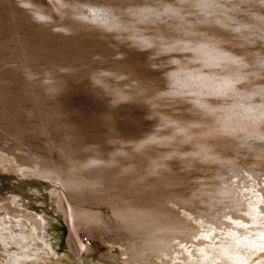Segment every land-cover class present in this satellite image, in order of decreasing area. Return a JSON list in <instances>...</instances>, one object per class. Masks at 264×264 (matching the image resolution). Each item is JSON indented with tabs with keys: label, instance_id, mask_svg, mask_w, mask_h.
<instances>
[{
	"label": "rangeland",
	"instance_id": "rangeland-1",
	"mask_svg": "<svg viewBox=\"0 0 264 264\" xmlns=\"http://www.w3.org/2000/svg\"><path fill=\"white\" fill-rule=\"evenodd\" d=\"M209 1L210 5H203ZM37 10L43 15H37ZM77 12L110 14L120 26L105 28L81 20ZM141 34L155 43L137 44L131 35ZM207 37L219 39V46L243 64L225 63L215 68L224 72L239 67L244 74L234 95L209 98L223 107L234 100L264 104V0H0V178L11 177L0 182V216L15 207L5 188L21 171L45 166L75 168L78 160L96 157L100 164L82 167L84 170L73 168L81 181L95 182L73 190L70 196L76 201L97 207L116 203L121 197L153 207L157 193L163 192L165 199L174 194L181 201L166 205L189 220L195 231L215 229L219 224L223 227L216 232L222 233V222H230L223 214H233L229 200L236 198L213 191L229 184L246 185L254 192L264 188V137L243 132L210 138L212 149L223 158L203 161L190 155L194 141H183L176 134L179 124L187 123L192 130V123L211 120L194 106V93L186 89L188 93H175L178 84L173 80L180 65H188L185 68L192 72L201 64L184 42L189 40L190 45ZM159 43H175L176 48L165 50ZM244 90L251 91V97L238 95ZM262 118L259 122H264ZM263 122L259 128L264 131ZM153 137L158 139L150 140ZM140 141L142 147L136 145ZM244 187H234L238 192L232 197L247 198L244 194L249 191ZM256 196V211L262 218L264 196L260 192ZM183 199L189 203L184 205ZM24 209L36 213L42 207ZM239 211L235 213L246 215ZM92 224L72 232L63 215L52 219L43 239L48 240L46 234H50L58 254L50 255L49 260L43 253L46 260L34 264H131L128 255L141 248V240L105 221ZM263 224L264 220L243 228L258 227L260 231L235 234L242 243L232 254L218 245L214 251L217 259H196L176 252L179 257L169 259V264H264ZM198 238L190 240L196 243ZM223 239L215 237L213 243ZM80 243L90 250L86 252ZM173 243L175 250L184 246L178 245V240ZM28 250L2 246L0 264H6L4 255ZM145 258L147 264L168 260L155 257L152 251ZM24 259L16 264L33 262Z\"/></svg>",
	"mask_w": 264,
	"mask_h": 264
},
{
	"label": "bare ground",
	"instance_id": "bare-ground-1",
	"mask_svg": "<svg viewBox=\"0 0 264 264\" xmlns=\"http://www.w3.org/2000/svg\"><path fill=\"white\" fill-rule=\"evenodd\" d=\"M211 3L210 1L207 3L205 2L203 3V5L208 6ZM84 12H77L79 14L77 15L76 13L77 17L79 16L81 20L90 23L101 24V26L103 25L105 28L107 27L114 29L116 27L117 29V27L120 26V22L114 19L113 16H110V14H100L98 12L91 15L90 13L88 14ZM36 14L39 16L43 15L42 12H39L38 10ZM131 36L137 44H140L142 46H148L155 43L153 39H150L149 37H142V34L141 36ZM209 38L203 40L200 39L199 41H195L196 43H190V45L188 44L191 41L188 40L189 42L187 41L186 44L184 42V45H186L188 49H191L193 51V59L201 60V64L200 67H196V69L192 70L191 72V70L188 69L189 67L187 69L185 68V66L188 65L181 63L182 65H180V67L176 71L173 80L178 84V86L174 88L175 93L178 92L182 94L183 90L185 89L188 90L189 93H194V97L192 96L194 101L191 99L192 102H194V106H198L197 108H200V111L202 109V112H205V114H209L211 116V120L210 122L196 121L192 123L193 126L191 127V124L190 128L194 129L195 127H197L196 130H189L187 123L186 125L179 124L175 131L177 130L176 134L181 135V140L186 142L189 140L194 141L195 149L190 155L198 157L203 161H220V159L222 160L223 157L221 158V156H218L219 154L214 149H212L214 148V146L212 147V143L210 144L208 140L218 135L219 137H221L223 134L237 135L238 133L245 134L246 132L254 137L256 136L259 139H263L264 131L259 128V126L261 125L260 123H262L263 120H261L262 122H259V120L264 117V104L262 102V105H257L255 103L254 105L252 104V101L251 103H245L242 100H234L233 102L223 107L224 105L221 102H219L220 104H218L209 98V96H216L221 98L226 95L230 96L231 92L236 93L238 91L237 83H239L240 80L242 81L244 77V74L240 71L239 67L235 68L233 66L235 69H226L227 71L224 72H222L223 69L220 72L215 68L219 65L223 66L225 63H229L230 65L231 63L232 65L233 63H235V65L239 66L242 61H240V59L237 58L238 56H236L234 53L227 51L219 46V39L217 40ZM176 44H160L159 48L165 47L175 49ZM181 45L182 44H180V46ZM244 62L245 61H243V63ZM242 66L243 64H241V67ZM204 68H206V70H204ZM184 69H186L187 71ZM182 70L187 72H184L185 76L182 73ZM179 72H181L182 74ZM181 75L182 77H180ZM188 92L186 91V93ZM253 92L255 91L253 90ZM239 94L242 95V97H251L252 92L244 90L241 93L239 91L238 95ZM242 97L240 99H242ZM218 109H220V111ZM151 138L150 140L154 141V139L156 140L157 137H153V139ZM136 145L142 147L144 145V142H137ZM260 156L261 155H259L258 157ZM99 161L100 159L96 157L78 160L75 168H88L89 166L96 164ZM73 168L74 167L62 169L49 166H45L39 169L28 168L27 171H21L20 174H18L15 178L12 177L11 185L10 187L5 188V192H9L11 194V202L9 203L15 204V207H9V211L5 212L6 215L0 216V249H2V246H4V248H10L11 245H15L20 246V248L29 247L30 250L21 253L15 252L14 254L8 253L3 256V263L16 264L17 261L20 262L22 261V259L26 258L24 260H31L33 261L32 264H34L38 263L37 261L39 259L46 260L43 257V253L48 258L50 257V255H57L58 253H56L51 242L53 237L47 233L48 235L46 234V236L48 237V240H44L43 235L46 232V225L51 224V220L56 219L60 214L64 216V220L69 225L72 232H76L81 227H88V225H93V222L101 223V221H105L107 224H109V226H111V228L113 227L114 229L115 227L117 228V230L120 229V231L125 230L127 231L126 233H130V238H134V240H141V248L139 250H133V252L130 251V254L128 255V261L131 264H147L148 260H146L145 254L151 251L154 253L155 257H168V260L165 259L167 261H165L164 264H169V259L176 260L179 257L175 255L176 252L181 254L182 252H185L187 254L189 253L191 257L196 256V259H217V255L214 254V251H217L218 245L222 246L223 248H228V253L232 254L236 249L235 246L242 243L241 241H239L238 237H235V234L244 236L246 232L249 233L261 230V228L258 227H250L249 229L244 230L243 228L246 225H257L259 223H262V221L264 220V217L260 218L259 212L257 213L256 211V204L259 200L256 194L257 192H260L264 196V188L262 190H257V192H254V190L248 188L246 185L245 187L243 186L249 191L248 193L244 194L245 197L247 196V198L242 197L244 198L243 200L241 198L238 199L237 197H232V194H235L234 192L237 191L236 188H239L240 186L237 187L229 184L227 186L218 187L213 191L214 194L221 197L230 196L233 199L236 198L232 201L229 200L230 203L233 202V204L231 205L234 207L233 210H235L233 214L231 213L232 211L228 212L230 213V215H228L227 213L226 215L223 214L224 216L229 218L230 222H222L223 225H225L223 228L224 233L216 232V228L222 229L223 227L222 225L221 227H218L219 224L218 226L215 224V229H203L202 227V230L199 229L195 231V227L189 226L191 224L189 220L181 217L178 213H176L166 205V203H174L178 199L181 201L178 195L170 194L169 196L167 195V199H165L163 196V192H161L163 194L155 193L156 195H154V198L156 201L153 207L138 205L137 203L139 202L137 200L136 203L132 198L123 199L121 197L120 199H117L118 201L116 203L113 202L111 204L100 206L96 204L97 207H90L85 203L76 201L75 199H73L74 197L72 198L70 196V193L73 190H79L81 188L80 186H93L95 182L91 181L93 183L92 185L88 182L85 183L86 180H84V182L81 181L82 178L79 179V177L75 176ZM252 175L255 178L256 175ZM10 178L11 177H4L3 179L10 180ZM3 179L0 178V182ZM234 187L236 188L234 189ZM243 187H240L238 190H242ZM133 196H135V194ZM238 197H240V193ZM182 203L185 205L186 203L188 204L189 201L183 199ZM35 205L42 207V210L40 212L32 213L29 211L27 212L24 209L34 207ZM235 207L237 209H235ZM159 208H161V210H159ZM239 210L244 211L246 215L243 216V214H236L240 212ZM260 214H263L261 210ZM199 217V214L198 216H195V221H197ZM214 222H216V220ZM74 235L76 236V234ZM197 235H199L197 242H192L190 239L195 238V236ZM215 237H224L226 241H223V239L219 243H213V239ZM174 240H178V245L184 244L181 250H175L176 246L173 243ZM227 240L231 242H228ZM247 240L250 239H246V241ZM187 243H191V245L187 246ZM70 245L73 247V249H75V251L79 252V247L75 243L71 241ZM80 245L84 246L86 252L90 250L88 246L82 243H80ZM193 247L195 251L192 250V252L190 251V249ZM45 248H47V250ZM4 250L5 252L8 251L7 249ZM170 250H172L173 252H169ZM195 252L196 255L194 254Z\"/></svg>",
	"mask_w": 264,
	"mask_h": 264
}]
</instances>
